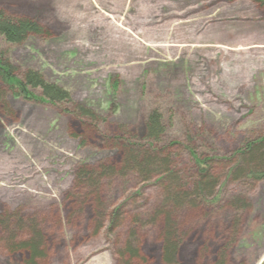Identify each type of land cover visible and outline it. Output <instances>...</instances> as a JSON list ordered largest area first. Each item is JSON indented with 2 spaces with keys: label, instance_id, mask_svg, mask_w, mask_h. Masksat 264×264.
Instances as JSON below:
<instances>
[{
  "label": "rangeland",
  "instance_id": "1",
  "mask_svg": "<svg viewBox=\"0 0 264 264\" xmlns=\"http://www.w3.org/2000/svg\"><path fill=\"white\" fill-rule=\"evenodd\" d=\"M0 10L41 29L18 44L0 38L14 76L35 71L96 114L93 122L78 117L71 102L46 103L35 89L30 98L6 95L0 216H12L13 234L0 225V264H26L28 253L14 243L30 236L27 223L43 237L40 264H164L160 223L150 220L163 198L154 179L99 181L105 213L118 209L111 226L96 221L93 203L76 204L84 193L76 168L118 164L112 138H139L152 109L163 116L160 144L178 176L194 175L189 145L214 157L207 163L218 177L215 203L180 214L176 264H211L233 196L250 208L230 260L264 264V177L228 173L237 163L231 154L264 136V0H0ZM0 89L7 91L1 82Z\"/></svg>",
  "mask_w": 264,
  "mask_h": 264
},
{
  "label": "trees",
  "instance_id": "2",
  "mask_svg": "<svg viewBox=\"0 0 264 264\" xmlns=\"http://www.w3.org/2000/svg\"><path fill=\"white\" fill-rule=\"evenodd\" d=\"M40 30L39 25L34 20L27 17L6 15L0 10V38L4 42L18 44L23 42L29 34H37ZM14 72L15 67L9 63L0 49V82L7 87L6 93L0 89V106L2 108L7 102L6 95L8 93L26 96L35 89L40 91L38 96L42 101L52 105L71 102L73 104L72 113L89 121L95 120V112L90 107L73 103L68 91L61 86L43 80L39 73L32 70L22 74L21 78L14 76ZM62 109L67 111L65 108ZM165 134L166 125L161 112L152 109L144 120L139 138L137 136L131 137L129 134L124 135L125 137L112 138L115 144L119 146L120 159L118 164L103 163L91 167L86 165L77 167L74 178L77 179L78 189H83L84 193L79 195L76 204L80 205L87 200L89 203H93L96 221L100 222L106 219L109 220L111 226L117 221L118 209H114L108 214L105 213L99 198V181L116 175H132L142 182L154 179L162 188L163 198L158 202L150 220L154 222L157 219L160 223L159 239L161 241L162 262L164 264H176V256L182 236L181 226L178 223L180 214L185 213L187 211L185 209H188L189 212H199L202 210L203 204L215 203L217 194L214 195L212 192L218 183V177L214 176L207 163L214 157L200 156L194 148L188 145L187 151L193 161L194 175L190 176V180H182V177L178 176L174 169L172 156L167 152V147L164 145L166 143L160 144L164 141ZM231 155L235 156L237 163L229 168V175L234 173V177H237L240 173L241 175L244 173L247 177L255 179L264 177V136L257 139H247ZM230 159L232 157L228 158V160ZM91 197H95V199L92 198L90 201L88 198ZM201 203L203 204L201 205ZM249 203L239 196H233L226 201L224 207L230 209V212L227 219L224 218L223 220L214 249L209 250L212 256L211 264H246L244 259L231 261L229 255L241 231V212L249 210ZM11 217L0 216V225L7 236L13 234L11 228L8 227ZM17 224L16 229L22 227L20 221ZM26 228L29 230L30 236L14 244H17V249L28 253L25 260L26 264H40V261L45 257L41 250L43 237L32 224L27 223ZM133 251L131 252L135 256V250Z\"/></svg>",
  "mask_w": 264,
  "mask_h": 264
},
{
  "label": "crops",
  "instance_id": "3",
  "mask_svg": "<svg viewBox=\"0 0 264 264\" xmlns=\"http://www.w3.org/2000/svg\"><path fill=\"white\" fill-rule=\"evenodd\" d=\"M239 260H240V259H239ZM244 260L246 261V264H251V263H250V260H248V259L246 260L245 258H244Z\"/></svg>",
  "mask_w": 264,
  "mask_h": 264
}]
</instances>
